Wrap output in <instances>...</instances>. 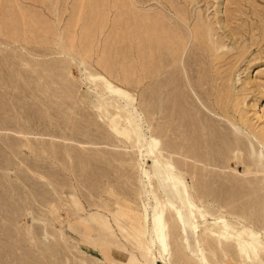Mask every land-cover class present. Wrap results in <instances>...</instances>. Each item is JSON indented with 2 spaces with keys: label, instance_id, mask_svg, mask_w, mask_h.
Returning <instances> with one entry per match:
<instances>
[{
  "label": "rangeland",
  "instance_id": "obj_1",
  "mask_svg": "<svg viewBox=\"0 0 264 264\" xmlns=\"http://www.w3.org/2000/svg\"><path fill=\"white\" fill-rule=\"evenodd\" d=\"M180 1L0 0V264H264V0Z\"/></svg>",
  "mask_w": 264,
  "mask_h": 264
},
{
  "label": "bare ground",
  "instance_id": "obj_2",
  "mask_svg": "<svg viewBox=\"0 0 264 264\" xmlns=\"http://www.w3.org/2000/svg\"><path fill=\"white\" fill-rule=\"evenodd\" d=\"M162 1H165V2H174V5L172 6L173 8L175 7V8H177V10H178V8L179 7H181V8H184L185 7V5H183V6H181L180 4H181V1L180 0H162ZM199 2L200 1H203V0H198ZM226 1V0H225ZM229 1V0H228ZM237 1V0H236ZM238 1H240V3L238 2V4H241L242 2H241V0H238ZM192 2H193V0H187V2H185V4H192ZM211 1L210 0H208L207 1V4H208V6H209V8H212L213 7V4L214 3H210ZM184 3V2H183ZM215 3H217L218 5H217V7L216 8H214V11H215V15L213 16L214 17V19H215V21H216V24L218 25V28L222 31V33L224 34V37H226L227 39H233V38H235V31L233 30V28L231 27V25H230V18L228 17V15L227 14H229V13H227L226 14V16L224 17L223 15H221V13L223 12L222 10H221V5H222V3H223V0H216V2ZM231 3H233V2H231ZM236 3V2H235ZM234 3V4H235ZM178 4V5H177ZM237 4V3H236ZM215 5V4H214ZM227 5V4H226ZM228 7V6H227ZM229 8V7H228ZM108 9H109V7H108ZM121 9H122V16H123V19H121V23H122V25H124V24H126L125 23V20H124V16L128 13V11H129V9H128V7H127V5H126V2L124 1V5L123 6H121ZM225 9H226V11H227V8L225 7ZM225 11V12H226ZM228 11H229V9H228ZM230 12V11H229ZM189 18V17H188ZM136 19H137V21H134V22H131L132 24V26L134 27V29L132 30V31H134V32H137V34L138 33H140L141 31H143V29L147 26V24H148V22H146V21H142L141 19H139V17L137 18L136 17ZM150 19H151V28H152V35L154 36V39H158L159 41L161 40V38H164L165 39V42L167 43V44H171V45H173V46H175L174 48H176V47H181L180 46V43L179 42H176L175 40H176V37H177V35H174L173 33H171L170 32V29L168 28V27H170V23L169 22H167L166 23V20L164 19V15H163V13L162 12H158L157 14H154L152 17H150ZM173 24H177L176 22H172ZM150 24V23H149ZM148 24V25H149ZM129 30H131L130 29V27H125L124 26V28H122V34H123V36H126L127 34H129ZM237 37V36H236ZM153 39V40H154ZM234 41H235V39H233ZM232 41V40H231ZM161 42V41H160ZM255 138V137H254ZM256 139V138H255ZM257 141H258V139H256ZM259 142V141H258ZM260 143V142H259ZM260 145L263 147V145L260 143ZM168 183V182H167ZM174 188V187H173ZM179 216H180V218L183 220V215H182V213H181V211H179ZM180 219V220H181ZM184 223V222H183ZM197 228V227H196ZM195 231V230H194ZM152 234H153V236H151L152 237V239H153V241L154 242H156V243H159L157 240L159 239V237H158V234H157V229H156V223H155V221L153 220V225H152ZM226 236V235H225ZM151 240V239H150ZM152 241V240H151ZM245 245H248V244H246L245 243ZM158 246H159V248L161 249V245L160 244H158ZM162 250V249H161ZM162 252V251H161Z\"/></svg>",
  "mask_w": 264,
  "mask_h": 264
}]
</instances>
